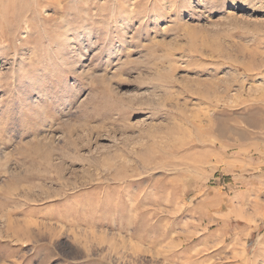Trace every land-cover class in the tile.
<instances>
[{
	"label": "rangeland",
	"instance_id": "obj_1",
	"mask_svg": "<svg viewBox=\"0 0 264 264\" xmlns=\"http://www.w3.org/2000/svg\"><path fill=\"white\" fill-rule=\"evenodd\" d=\"M0 264H264V0H0Z\"/></svg>",
	"mask_w": 264,
	"mask_h": 264
},
{
	"label": "bare ground",
	"instance_id": "obj_2",
	"mask_svg": "<svg viewBox=\"0 0 264 264\" xmlns=\"http://www.w3.org/2000/svg\"><path fill=\"white\" fill-rule=\"evenodd\" d=\"M175 242V241H174ZM136 251V250H135ZM136 254V253H135ZM139 254V253H138ZM239 254V253H238ZM245 262V261H244Z\"/></svg>",
	"mask_w": 264,
	"mask_h": 264
}]
</instances>
